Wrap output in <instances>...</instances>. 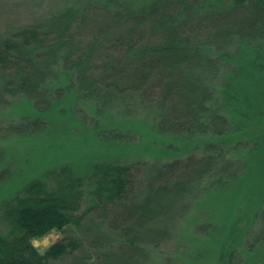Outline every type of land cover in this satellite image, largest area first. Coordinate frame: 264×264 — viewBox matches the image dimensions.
Returning <instances> with one entry per match:
<instances>
[{
    "label": "trees",
    "instance_id": "1",
    "mask_svg": "<svg viewBox=\"0 0 264 264\" xmlns=\"http://www.w3.org/2000/svg\"><path fill=\"white\" fill-rule=\"evenodd\" d=\"M263 46L264 0H58L36 19L0 31V105L20 98L29 114L12 126L18 135L68 132L58 122L69 119L73 100L92 107L110 129L94 123L103 160L84 172L71 163L55 166L68 147L75 148L69 139L41 148L34 166L55 167L32 179L13 176L0 160V264H51L78 249L79 241L59 240L40 251L34 240L79 226L82 204L92 213L111 212L120 241L117 256L101 257L107 264L159 256L158 249L175 240L173 215L181 210L190 220L202 206L210 212L207 220L228 230L222 239L198 240L217 253L218 259L203 262L231 264L224 241L236 242L231 228L244 233L250 227L239 215L255 196H264ZM208 73L222 78L219 90ZM206 129L222 136L194 137ZM137 132L152 139L157 159L143 180L141 159L148 157L132 151L129 140ZM256 132L261 141L258 151L249 148L244 172L213 182L205 198L190 201L215 170L218 143L231 145ZM138 187L141 199L130 200Z\"/></svg>",
    "mask_w": 264,
    "mask_h": 264
},
{
    "label": "rangeland",
    "instance_id": "2",
    "mask_svg": "<svg viewBox=\"0 0 264 264\" xmlns=\"http://www.w3.org/2000/svg\"><path fill=\"white\" fill-rule=\"evenodd\" d=\"M57 2L58 0H0V31L5 30L12 23L14 25L22 24L36 19L48 6H52ZM261 53L264 54V46ZM228 65V68H231L233 65L232 61ZM212 75L208 73L207 78L219 90L218 82L222 78L220 77L218 80L214 76L211 77ZM80 101L73 100L69 102L67 108L73 113L70 114L69 119L67 118L65 121L61 120V122H58L59 126H66L68 132L48 130V132L40 131L35 134L26 135H18L12 128V126L23 121L24 117H29L28 112L25 110V105H23L25 102H22L20 98H10L8 104L0 105V160L5 163L3 168H9L11 174L15 177L18 175L21 179H25V177L32 179L38 177L43 171L49 168L51 170L55 166L58 167L66 163H71L76 172H84L91 162L97 161L100 158L102 159L96 150L97 142L93 135V131L95 130L94 123H99L98 127L100 129L105 128L107 132L110 130L108 129L109 126L104 123L105 121L102 116H97L95 111H92V107ZM213 101H217L215 96ZM214 108L216 106H213ZM142 119L146 123L151 122L150 118L143 117ZM69 121L75 123L69 124ZM112 122L114 120H111L109 124ZM110 126L115 128L120 127L119 125ZM208 128L212 127L209 126ZM147 129L153 130L151 126H148ZM89 131L90 134H88ZM142 133L144 132L131 134L132 137L129 139L134 142L132 151L148 157L145 161L141 159L144 164V169L139 173V180L147 178L156 170V163L153 160H157L153 158L155 157V152L153 151L154 145L152 139L142 137ZM212 135L214 137L222 136L210 129L208 131L206 129L201 133L196 132L194 137L205 138ZM260 136L261 133L256 132L252 137L248 136L244 139L237 138L231 145L219 142L218 145L221 147L220 151L212 153L215 156L214 172L203 180L202 186L204 187V191L202 190L203 192L201 191L199 193L197 190V195L191 194L189 200H196L198 195L199 197L205 198V189L211 186L215 187L217 183L213 184V182L219 179L227 178L230 175V177H238L241 175L244 172V165L248 155L253 154V150L249 148L253 147L255 152L258 151L256 145L258 141H261ZM67 140L75 148L70 149L68 147L65 155L56 161L57 164L54 167L39 168L34 166V160L37 158L40 161L43 156L44 152L41 149L42 147L52 144L53 141L64 143ZM142 148H144L143 151L141 150ZM145 151H147L146 154H144ZM198 152L202 151L199 150ZM198 152L196 154L199 156L203 153ZM160 153H164V149H160ZM134 160L137 159L134 158ZM139 190L140 187L131 194L130 200H134V196L137 197L136 200L141 199L138 196ZM263 198L255 196L250 210L244 215H239L240 220L242 219L241 217L246 218L242 219V221L245 220L244 223L250 226L244 233L234 227L230 229L232 232L237 231L236 242L232 244L230 241L226 242L224 239L222 240V242L224 241L223 252L227 250L230 256L224 254V259L231 261L230 258L232 257L231 264H264ZM130 200L127 199L126 203ZM1 201L2 199H0ZM82 205L80 212L82 213L84 211L86 214L79 226L71 225L62 231L54 230L44 237L34 240V244L40 251H44L59 240L79 241L81 243L78 249L67 253L58 260H53L51 264H107L105 261L108 260L101 258L103 255L109 256L113 253L117 256L120 236L110 226V220L112 218L111 212L109 210H97L92 213V211L85 210V204ZM202 207L195 210L197 217L190 220L183 217V215H179L181 210L174 214L171 220L173 219L172 223L174 225L172 226L175 227V240L166 241L162 245V249H158L162 251L159 253V256L149 255L146 259L145 256L143 258L144 261L139 264H204L203 261L205 260L218 259L217 253L208 251L203 245L199 244L198 240L215 239L218 238L217 234H220V239H222L228 230L222 229L224 225L220 221L207 220L206 216L210 212L206 207L204 209ZM242 208L243 202L241 201L236 209L240 211ZM199 215H201L200 220ZM0 223L4 224L3 221H0ZM188 226L193 229V236L186 234V232L191 230L187 228ZM214 244L218 248L222 246L219 240L218 242H214ZM182 251H185V254H181ZM112 264H120V261Z\"/></svg>",
    "mask_w": 264,
    "mask_h": 264
}]
</instances>
